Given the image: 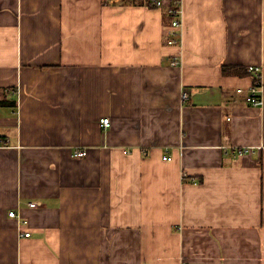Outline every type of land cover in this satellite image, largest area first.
I'll list each match as a JSON object with an SVG mask.
<instances>
[{
  "label": "crops",
  "instance_id": "1",
  "mask_svg": "<svg viewBox=\"0 0 264 264\" xmlns=\"http://www.w3.org/2000/svg\"><path fill=\"white\" fill-rule=\"evenodd\" d=\"M163 3L0 0V264H264V0Z\"/></svg>",
  "mask_w": 264,
  "mask_h": 264
},
{
  "label": "built area",
  "instance_id": "2",
  "mask_svg": "<svg viewBox=\"0 0 264 264\" xmlns=\"http://www.w3.org/2000/svg\"><path fill=\"white\" fill-rule=\"evenodd\" d=\"M153 5L156 7H162L164 5L163 0H150ZM169 14L172 16V23L169 28L168 34H167V43L170 46H180L182 47L183 44V9L180 2H174L168 10ZM182 60V54L178 53L172 58L171 64L173 66H178ZM248 72L251 74V77L253 78L254 82L253 85L246 90L245 88H238L237 92L239 94H242L244 96L245 102L253 107H261L264 105V90H263V82H262V74H263V68L261 66H249ZM183 100H186L189 98V94L187 92H184L182 95ZM111 119L110 118H103L101 120V126L104 128H110L111 127ZM255 148L253 147H244L238 150V155L244 156L246 154H250ZM89 154V151L84 149H75L72 153V156L74 158H85ZM165 160H169L168 156L164 158ZM36 203H30V207L34 208L36 207ZM10 217L14 218H21V237H30L31 232L22 231L23 226L28 225V220L21 217V215L17 214L15 211H11L9 213Z\"/></svg>",
  "mask_w": 264,
  "mask_h": 264
},
{
  "label": "trees",
  "instance_id": "3",
  "mask_svg": "<svg viewBox=\"0 0 264 264\" xmlns=\"http://www.w3.org/2000/svg\"><path fill=\"white\" fill-rule=\"evenodd\" d=\"M133 3L137 4V5H143V4H150L151 6H154L156 7L155 5H153V3L150 1V0H132ZM228 72V71H226ZM239 74H244V75H247V76H251V74L248 72V70L244 71V72H239ZM254 82V80H253Z\"/></svg>",
  "mask_w": 264,
  "mask_h": 264
}]
</instances>
